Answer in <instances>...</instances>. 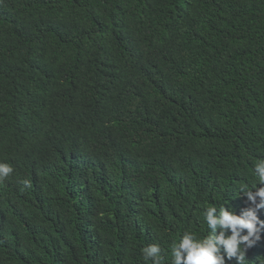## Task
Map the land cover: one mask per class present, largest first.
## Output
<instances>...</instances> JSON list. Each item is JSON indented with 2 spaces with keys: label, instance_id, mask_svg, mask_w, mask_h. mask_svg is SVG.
Instances as JSON below:
<instances>
[{
  "label": "trees",
  "instance_id": "16d2710c",
  "mask_svg": "<svg viewBox=\"0 0 264 264\" xmlns=\"http://www.w3.org/2000/svg\"><path fill=\"white\" fill-rule=\"evenodd\" d=\"M259 160L264 0H0V264H170Z\"/></svg>",
  "mask_w": 264,
  "mask_h": 264
},
{
  "label": "clouds",
  "instance_id": "9594fccd",
  "mask_svg": "<svg viewBox=\"0 0 264 264\" xmlns=\"http://www.w3.org/2000/svg\"><path fill=\"white\" fill-rule=\"evenodd\" d=\"M12 172V166L0 163V182ZM254 173L259 184H264V160L256 162ZM24 184L27 186L28 182L24 181ZM241 190L255 208H248L237 215L226 207L219 210L215 206L208 207L204 212V220L211 233L200 239L190 231L184 232L171 245L170 264H226V258L229 261L235 258L237 264H246V248L255 246L264 229V221L257 215L260 209H264V188L250 191L245 185ZM242 245L246 248H242ZM141 251L145 264H166L165 255L158 244L148 245Z\"/></svg>",
  "mask_w": 264,
  "mask_h": 264
}]
</instances>
